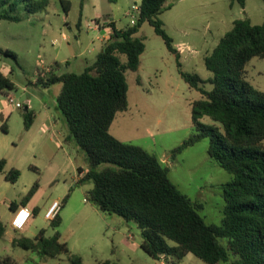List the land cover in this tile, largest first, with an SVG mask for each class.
I'll use <instances>...</instances> for the list:
<instances>
[{"label":"rangeland","instance_id":"obj_1","mask_svg":"<svg viewBox=\"0 0 264 264\" xmlns=\"http://www.w3.org/2000/svg\"><path fill=\"white\" fill-rule=\"evenodd\" d=\"M62 1L70 3L68 13ZM135 6H140V0H49L45 10L30 14L19 2L14 14L20 21L0 20V48L17 55L15 61L0 53V70L15 86L11 91L0 92V115L5 118L2 121L0 117V161H6L0 174V221L7 230L0 240V255H11L19 264H72L66 254L41 257L14 247L10 241L12 237L34 238L42 229L47 237L52 236L55 230L45 213L58 201L62 203L61 224L57 228L61 241L71 254L82 258L83 264L106 260L112 264H206L192 254L181 260L151 258L140 247V229L134 222L102 212L87 201L86 193L93 183L77 184L79 168H87L84 153L67 139V122L55 108L60 85L51 89L35 85L39 75H48L46 69L50 67L52 71L55 64L60 72H82L98 53L95 20L102 22L108 17L123 29L131 25ZM166 6L160 19L174 45L183 50L182 55L177 58L169 52L149 23L141 26L137 36L144 38L146 49L139 69L126 73L128 110L117 114L110 133L163 160L178 189L202 204L200 214L205 221L219 225L225 206L221 186L231 181L232 175L210 159L209 139L171 158L172 150L195 132L191 104L201 98L182 79L180 71L198 74L205 81L204 89L210 90L212 74L206 69L204 58L232 28L234 20L249 18L254 25L264 23V0H247L244 8L231 0H167ZM245 76L264 92V59L252 58ZM10 97L23 107L9 104ZM26 106L34 113L28 130L23 118ZM201 122L213 124L209 117H203ZM12 169L20 172L16 182L7 179ZM35 183L38 186L28 206L38 211L23 230L16 231L11 227L10 205H20Z\"/></svg>","mask_w":264,"mask_h":264},{"label":"trees","instance_id":"obj_2","mask_svg":"<svg viewBox=\"0 0 264 264\" xmlns=\"http://www.w3.org/2000/svg\"><path fill=\"white\" fill-rule=\"evenodd\" d=\"M166 1L140 0L135 24L118 29L115 22H110V38L82 72L58 74L59 65L55 64L48 75H39L35 85L44 89L60 85L55 108L67 122V139L84 153L87 170L79 168L81 178L77 184L93 183L86 193L87 201L102 212L134 222L140 229V247L151 258L181 260L192 254L206 264H264V92L245 76L252 58L264 59V23L254 25L249 18L233 21L232 28L204 58L205 67L212 74L210 90L204 89L205 81L198 74L180 71L182 79L201 98L191 104L195 132L172 150L171 158L209 139L210 159L232 175V180L221 186L225 206L219 225L205 221L200 214L202 204L178 189L170 179L169 167L155 154L110 133L117 114L128 110L126 73L139 69L146 49L144 38L137 36L141 26L149 23L169 52L179 58L160 19ZM246 1L231 3L244 8ZM19 2L30 14L45 10L49 4V0H0V20L20 21L14 14ZM62 4L68 13L70 3ZM0 53L17 61V55L9 49L0 48ZM14 87L9 76L0 72V92ZM203 117H209L213 124L201 122ZM23 118L28 130L34 121L29 106L24 108ZM5 164L2 159L0 174ZM19 176L20 172L12 169L7 179L16 182ZM37 186L33 185L20 205L11 203V210L25 206ZM60 224L58 214L50 222L55 230L52 236L47 237L42 229L34 238L15 237L12 245L41 257L66 254L72 264H83L82 258L71 254L61 241L57 230ZM6 231L0 221V240ZM0 264L19 263L6 254L0 255ZM101 264L112 263L106 260Z\"/></svg>","mask_w":264,"mask_h":264},{"label":"built area","instance_id":"obj_3","mask_svg":"<svg viewBox=\"0 0 264 264\" xmlns=\"http://www.w3.org/2000/svg\"><path fill=\"white\" fill-rule=\"evenodd\" d=\"M136 15H131L132 19H131V25H134L139 14H140V6L137 7L135 6L134 8ZM50 68V67H49ZM46 69L48 71V73L50 72L51 69ZM43 76V74H42ZM9 104L11 105H15L16 108H21L23 107L22 104L20 103H14V100L12 97L9 98L8 100ZM62 207V203L58 202V201H54L50 207L47 209L46 213H45V218L48 221H52L60 212ZM33 216V211L27 207V206H20L13 215V218L11 220V227L16 230V231H20L23 230L24 227L27 225V223L29 222V220L31 219V217Z\"/></svg>","mask_w":264,"mask_h":264},{"label":"crops","instance_id":"obj_4","mask_svg":"<svg viewBox=\"0 0 264 264\" xmlns=\"http://www.w3.org/2000/svg\"><path fill=\"white\" fill-rule=\"evenodd\" d=\"M96 20H97V21H96ZM96 20H95V23H96L95 29L99 31V36H98V38H97V47H96V49H98V53H99V52L102 50L104 44H105V43L108 41V39L110 38V35H111V28L108 26V24H109L110 22H113V21H111L108 17L104 18L102 22L99 21L100 19H96ZM115 24H116V23H115ZM116 27H117V26H116ZM118 29H120V28H118ZM175 48L179 51V57H181L183 50H182L180 47H177V46H175ZM98 53H97V55H98ZM97 55H96V57H97ZM95 59H96V58H95ZM95 59H94L93 61L88 62L87 65L93 63V62L95 61ZM66 63H68V62H66ZM87 65H86V66H87ZM86 66H85V67H86ZM0 72H2L4 75L8 76V75L6 74V72H3V71H1V70H0ZM57 73H58V74H61V73H63V72H60V70H58ZM48 89H51V87L48 88ZM55 97H57V94L55 95ZM55 100H56V98H55ZM0 117H1L2 121H4L5 118L3 117V114H1ZM160 160H161V159H160ZM161 161L163 162V160H161ZM82 170H83V171H86L87 168H86L85 170H84V169H82ZM80 178H81V175H79V173H78L77 181H78ZM25 206L29 207V206H28V203H27ZM29 208H30V207H29ZM30 209H31V208H30ZM31 210H32V211H33V210L38 211V209L35 208V207H34L33 209H31ZM15 211H16V210H15ZM15 211H13V215H14V212H15ZM6 233H7V232H6ZM6 233H5V234H6ZM13 239H14V238L12 237V239H11L10 241L12 242Z\"/></svg>","mask_w":264,"mask_h":264}]
</instances>
